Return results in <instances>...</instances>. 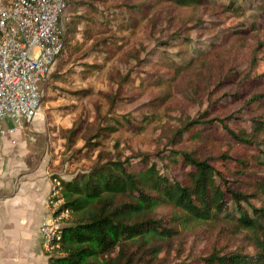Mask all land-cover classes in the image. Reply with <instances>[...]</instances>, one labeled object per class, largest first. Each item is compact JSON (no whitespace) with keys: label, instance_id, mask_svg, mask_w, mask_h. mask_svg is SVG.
<instances>
[{"label":"rangeland","instance_id":"rangeland-1","mask_svg":"<svg viewBox=\"0 0 264 264\" xmlns=\"http://www.w3.org/2000/svg\"><path fill=\"white\" fill-rule=\"evenodd\" d=\"M208 1V7L192 9L153 0H71L62 22L70 46L42 87L39 116L27 126L36 159L46 160L53 178L70 180L100 158L164 156L180 121L199 116L212 102L220 105L218 115L236 114L230 126L242 120L239 125L250 128L249 118L264 111V101L242 111L241 99L264 93V0ZM229 1L236 11L218 14ZM174 65L186 69L172 79ZM155 76L162 81L158 87ZM156 100L164 105L151 113ZM140 117L150 121L141 124ZM209 135L221 149L236 146L221 129ZM186 233L190 255L244 243L230 224L198 222Z\"/></svg>","mask_w":264,"mask_h":264},{"label":"trees","instance_id":"trees-1","mask_svg":"<svg viewBox=\"0 0 264 264\" xmlns=\"http://www.w3.org/2000/svg\"><path fill=\"white\" fill-rule=\"evenodd\" d=\"M153 1L192 9L211 5L208 0ZM91 4L85 6L95 11ZM227 6L216 12L237 9L231 1ZM63 43L56 64L70 46L64 31ZM184 69L174 65L169 78ZM156 78L152 83L159 86ZM241 101L242 111L251 110L264 101V93ZM163 105L153 101L149 110L157 113ZM219 108L212 102L199 116L181 120L164 156L100 158L89 170L61 180L59 198L70 216L59 248L46 255L48 264H264V111L253 112L247 129L239 125L242 120L230 126L236 114L222 117ZM139 120L144 124L150 117ZM220 129L236 146L221 149L209 135ZM239 146L254 147L256 153L244 154ZM198 222L230 224L244 243L230 251L186 254V232Z\"/></svg>","mask_w":264,"mask_h":264},{"label":"built area","instance_id":"built-area-1","mask_svg":"<svg viewBox=\"0 0 264 264\" xmlns=\"http://www.w3.org/2000/svg\"><path fill=\"white\" fill-rule=\"evenodd\" d=\"M66 9L67 0H0V138L39 116L42 87L63 49ZM59 194L55 178L47 201L51 215L40 225L45 255L59 248L70 216Z\"/></svg>","mask_w":264,"mask_h":264},{"label":"crops","instance_id":"crops-1","mask_svg":"<svg viewBox=\"0 0 264 264\" xmlns=\"http://www.w3.org/2000/svg\"><path fill=\"white\" fill-rule=\"evenodd\" d=\"M4 126L14 127L11 121ZM27 126L0 138V264H48L40 225L51 215L47 201L55 178L46 160L37 161Z\"/></svg>","mask_w":264,"mask_h":264}]
</instances>
